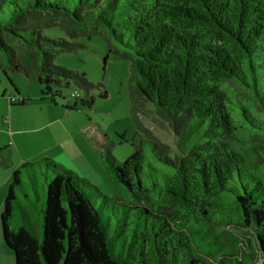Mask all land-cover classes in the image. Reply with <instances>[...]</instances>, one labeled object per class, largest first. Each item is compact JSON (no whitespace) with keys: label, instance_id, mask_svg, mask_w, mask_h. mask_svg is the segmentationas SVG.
Wrapping results in <instances>:
<instances>
[{"label":"trees","instance_id":"16d2710c","mask_svg":"<svg viewBox=\"0 0 264 264\" xmlns=\"http://www.w3.org/2000/svg\"><path fill=\"white\" fill-rule=\"evenodd\" d=\"M99 29L108 54L130 62V120L144 139L122 166L108 141L96 145L111 199L47 158L15 168L0 212L13 264H257L264 258V0H0V67L26 72L18 50L41 100L56 105L71 83L84 93L79 106L90 108L96 86L53 60ZM147 107L171 127L176 151L150 138L139 118ZM9 159L0 149V164ZM109 203L114 218L102 219ZM236 235L253 236L248 253Z\"/></svg>","mask_w":264,"mask_h":264},{"label":"rangeland","instance_id":"374dc122","mask_svg":"<svg viewBox=\"0 0 264 264\" xmlns=\"http://www.w3.org/2000/svg\"><path fill=\"white\" fill-rule=\"evenodd\" d=\"M105 34V31L99 29L96 33L91 34L89 39L80 41L82 48L72 53L57 54L53 60L55 66L62 67L67 71L84 74L85 79L96 86L91 91L93 104L90 108L79 106V100L84 97V93L71 83L68 87H62V98L57 99L56 105L51 104L48 99L41 100L40 87L31 70L30 61L11 45L15 51L17 50L16 58L26 72L14 71L6 66H4L6 67L4 69L0 67V129L4 124L3 119L8 120L10 115L19 118H41V125L55 120L54 123L56 124L54 126L42 130V132H30L27 137H31L35 141L43 134L51 133L54 130L53 133L57 136L56 138H60L59 141L64 142L70 150V155L65 156L67 162H70L72 158L75 161L72 165L66 164L67 171L75 174L80 179H86L103 196L111 199L115 196L114 188L104 168L99 165V156L80 140L79 130L82 126L94 125L99 138H94L95 135L92 133L90 140L92 139L96 145L101 143L102 140L108 141L110 154L119 166H122L124 161L133 153L132 143H138L144 137H140L130 120L128 99L130 62L127 59L108 54L109 46L105 40ZM4 42L11 44L5 38ZM105 56H107L106 60H104ZM104 91L105 97L100 98ZM74 93L78 95V98H71V94ZM22 99L25 100L23 106L10 104L12 101L19 102ZM75 102L77 103L75 110L66 109V107L73 106ZM139 118L152 140L167 146L172 151H176L177 138L166 122L160 120L149 107ZM39 125L40 121L38 123L36 121L33 124L34 129H37ZM85 131L88 135L90 134L88 129ZM42 142L44 143L43 140ZM2 143H4V139L0 136V149H3ZM40 144L39 147L43 148L42 143ZM39 177L41 178L40 175ZM91 201L96 208H99L100 204L97 201L93 199ZM105 207L106 209L102 208L100 210L101 213L104 210L101 214L102 219H106L108 215L114 218L111 214L112 207L110 203ZM1 208L2 204H0ZM236 236L241 241L239 245L241 253H248L253 248V236ZM0 246L4 248L2 249L3 253H0V264H13L11 252L4 246L3 242L1 243V240ZM230 252V248L227 247L222 250V254ZM218 257L219 255L212 259ZM261 264H264V261Z\"/></svg>","mask_w":264,"mask_h":264},{"label":"crops","instance_id":"0c3cea01","mask_svg":"<svg viewBox=\"0 0 264 264\" xmlns=\"http://www.w3.org/2000/svg\"><path fill=\"white\" fill-rule=\"evenodd\" d=\"M41 120V118H19L18 116L13 117L12 115L8 117V120L3 119L4 124L0 129V136H2L4 139V143H2L3 148L10 149V159L7 164H0V204L3 203L6 187L9 183L11 173L19 165L26 162L33 163L42 158H47L52 160L57 165L58 169L67 171L68 169L66 164L72 165L75 162L73 160L74 158H72L70 162H67L65 159V156L70 155V150L66 147L64 142L59 141L60 138H56L57 136H55V133H53L54 130H52L51 133L48 132L43 134L35 141L31 137H27L30 132H42V130L49 129L51 126L56 124L54 123V120L53 122L48 121L41 125ZM36 121L37 123L40 121V125L37 129H34L33 124H35ZM87 129L90 132L89 135L85 131ZM92 133L95 135L94 138H99V134L96 131L94 125L87 127L82 126L78 135L82 143H85L87 148H92L96 155L99 156V149L96 147V144L93 142V140H90V138H92ZM49 142L50 144L48 145ZM40 143H42L43 148L39 147L41 145ZM99 165L103 167L100 158ZM0 240L2 243L1 235ZM2 249H4L3 246H0V253H3Z\"/></svg>","mask_w":264,"mask_h":264},{"label":"built area","instance_id":"2783aa9c","mask_svg":"<svg viewBox=\"0 0 264 264\" xmlns=\"http://www.w3.org/2000/svg\"><path fill=\"white\" fill-rule=\"evenodd\" d=\"M71 98H78V95L76 93L71 94Z\"/></svg>","mask_w":264,"mask_h":264},{"label":"water","instance_id":"95a60500","mask_svg":"<svg viewBox=\"0 0 264 264\" xmlns=\"http://www.w3.org/2000/svg\"><path fill=\"white\" fill-rule=\"evenodd\" d=\"M263 261H264V258L261 259V260H259V261L257 262V264H261Z\"/></svg>","mask_w":264,"mask_h":264}]
</instances>
